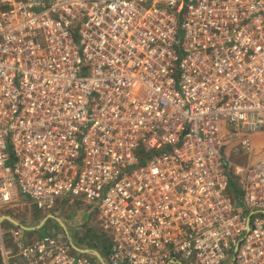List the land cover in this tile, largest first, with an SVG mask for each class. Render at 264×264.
I'll use <instances>...</instances> for the list:
<instances>
[{
  "label": "built area",
  "instance_id": "built-area-1",
  "mask_svg": "<svg viewBox=\"0 0 264 264\" xmlns=\"http://www.w3.org/2000/svg\"><path fill=\"white\" fill-rule=\"evenodd\" d=\"M261 133L264 0H0L3 264H264V153L244 205L226 154ZM22 196L96 207L109 260L67 226L8 248Z\"/></svg>",
  "mask_w": 264,
  "mask_h": 264
},
{
  "label": "rangeland",
  "instance_id": "rangeland-1",
  "mask_svg": "<svg viewBox=\"0 0 264 264\" xmlns=\"http://www.w3.org/2000/svg\"><path fill=\"white\" fill-rule=\"evenodd\" d=\"M179 38L182 40L184 38V34L182 31H180ZM254 146L256 143H258L261 147L264 146V134H258L257 137H255ZM226 154L231 158L234 166L231 168L232 173L231 175L238 176L237 173H234V167L235 165H247L249 162V157L253 156L256 158V155H258L255 152H252L248 157L236 155L232 152L231 149H227ZM252 159V158H251ZM255 160V159H253ZM1 173V171H0ZM239 177V176H238ZM238 188L241 192V186H240V180L237 181ZM230 193H233L232 190L228 189ZM16 203L19 205L14 207L15 214H19L21 218H23L26 221L25 225L29 226H36L40 223L42 220V217L40 215V210H38L37 206L33 202H28L27 199L22 196L16 200ZM237 205H244V202L242 198H239L236 200ZM2 212L6 213H12L11 211L2 210ZM53 212L61 218L62 221L66 224L68 227V230L71 234V238L74 240V242L77 245H82L83 248L87 249H96L88 247V245L80 243L78 239H82L84 243L92 242L97 246H100L97 248V250H103L106 249L107 246L110 244L111 239L110 237H106L105 233L102 231V224L99 217V211L96 207H92L89 203H87L82 198H76L74 201L70 202H62L60 200L57 205L54 207ZM17 214V215H18ZM6 224H2V228L5 231V241L8 248L13 247L12 240L9 239L7 235V227H5ZM55 232L58 235L63 234L66 232L65 227L56 219L51 217L50 220H48L44 225H42L40 228H37L35 231L30 233V238H39L43 236L44 234ZM74 255L79 257L81 254L74 252ZM103 256L106 260H109L108 255L106 253H103ZM233 257V253L230 255V258Z\"/></svg>",
  "mask_w": 264,
  "mask_h": 264
},
{
  "label": "trees",
  "instance_id": "trees-1",
  "mask_svg": "<svg viewBox=\"0 0 264 264\" xmlns=\"http://www.w3.org/2000/svg\"><path fill=\"white\" fill-rule=\"evenodd\" d=\"M254 152L255 153H257L258 155H260V154H263L264 153V146L263 147H261L258 143H256V145L254 146ZM142 153H143V151H142ZM145 154V153H144ZM258 155H256V156H258ZM252 158V159H251ZM249 162H248V164L247 165H249V166H252L253 164H254V162H255V160H256V158H254L253 156H250L249 157ZM253 159H255V160H253ZM240 179V177H238V176H235V175H231V177H230V189L232 190V192H233V195L235 196V198L236 199H239L240 198V190H239V188H238V184H237V181ZM11 226H13L12 224H11ZM78 241L80 242V243H83V244H86V245H88V247H91V248H98V247H100V246H97V245H95L94 243H92V242H88V243H84V241L82 240V239H78ZM96 248V249H97ZM99 251H101V253L103 254V253H107V251H108V246H107V248L106 249H103V250H99ZM0 264H3V262H2V255H1V250H0Z\"/></svg>",
  "mask_w": 264,
  "mask_h": 264
},
{
  "label": "water",
  "instance_id": "water-1",
  "mask_svg": "<svg viewBox=\"0 0 264 264\" xmlns=\"http://www.w3.org/2000/svg\"><path fill=\"white\" fill-rule=\"evenodd\" d=\"M8 218H11V217H9V216H7ZM53 218H56L64 227H66V225H65V223L59 218V217H56V216H53ZM11 220L13 221V222H15L16 224H20L17 220H15V219H13V218H11ZM46 222V219H43V220H41V222L38 224V225H36L35 227H30V229H37V228H40L42 225H44V223ZM24 226V225H23ZM24 227H26V226H24ZM27 228H29V227H27ZM73 245H74V247H75V249L77 250V251H80V252H85V253H90V252H96V255L101 259V260H103V257L101 256V254L97 251V250H95V249H87V248H81V247H79L78 245H76L75 243H73Z\"/></svg>",
  "mask_w": 264,
  "mask_h": 264
},
{
  "label": "crops",
  "instance_id": "crops-1",
  "mask_svg": "<svg viewBox=\"0 0 264 264\" xmlns=\"http://www.w3.org/2000/svg\"><path fill=\"white\" fill-rule=\"evenodd\" d=\"M255 137H257V135L255 136ZM254 140H256V139H254ZM240 180V179H239ZM3 210H9V211H11L12 213L10 214V213H6V212H2V215H4V216H9V217H11V218H13V219H15V220H17L19 223H23L24 225L26 224V221L23 219V218H21V216L18 214H15L14 212V209H6V208H4ZM11 218H8V217H5V218H3V219H5L4 220V222L3 223H5L6 224V226L5 227H8V226H10L11 224H16L15 222H13L12 220H11ZM2 223V224H3ZM27 226V225H26Z\"/></svg>",
  "mask_w": 264,
  "mask_h": 264
}]
</instances>
